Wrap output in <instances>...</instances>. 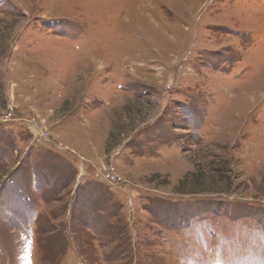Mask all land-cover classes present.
Here are the masks:
<instances>
[{
    "label": "rangeland",
    "instance_id": "obj_1",
    "mask_svg": "<svg viewBox=\"0 0 264 264\" xmlns=\"http://www.w3.org/2000/svg\"><path fill=\"white\" fill-rule=\"evenodd\" d=\"M0 264H264V0H0Z\"/></svg>",
    "mask_w": 264,
    "mask_h": 264
}]
</instances>
